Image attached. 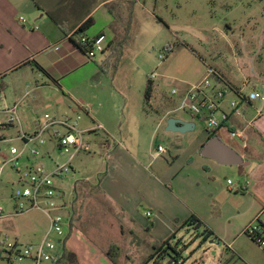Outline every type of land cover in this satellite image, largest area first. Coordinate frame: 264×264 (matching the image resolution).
Masks as SVG:
<instances>
[{
  "label": "crops",
  "instance_id": "crops-1",
  "mask_svg": "<svg viewBox=\"0 0 264 264\" xmlns=\"http://www.w3.org/2000/svg\"><path fill=\"white\" fill-rule=\"evenodd\" d=\"M137 1L0 0V77L3 88L6 86L4 80L8 74L18 72L15 75H20L14 78L13 88L5 94L3 105H16L20 122V119H27L23 104L30 99L33 131L41 125V115L46 116L45 110L53 111L60 117L80 115V120L84 117L86 123L83 128H80L82 130L91 129L93 123L103 127L102 131L90 132L84 136L85 146L75 157L81 155L80 158L84 160L85 156L97 152L104 160V168L93 176L74 182L70 205L64 200L66 195L63 186V180L69 173L58 181V186L63 193L65 205L63 209L64 211L70 209L65 217L70 219V224L77 229L76 234H78L68 236L64 242L63 257L58 264H150V262L147 263V259L154 252L143 256L140 260L136 256L143 244L152 250L155 245L166 241L171 245L172 240L174 242L181 231L190 234L192 228L202 226V221L211 219L214 215L224 218L229 225L234 219L247 216L246 224L236 232L237 236L233 240L234 244L238 240H246L245 243L244 241L240 243L242 248L227 246L226 250L231 252L230 262L224 263L223 252L216 264H255L261 258L259 252L263 253V251L245 236L243 231L248 224L256 220L264 226V113L253 119V108L256 105L246 109V116L242 119L229 108V101L233 99L232 94L228 93L221 104L220 110L226 112L229 119L225 126L217 130L215 136L243 158L244 165L237 166L235 172L244 176L243 185L246 189L242 190L240 186H237L231 191L228 186V192H234L233 197H227L220 202L221 209L208 215L198 210V199L194 194L191 195L192 206H190L180 197V194L174 192L172 187L168 188L167 184L174 181L180 171L187 167L197 170L201 165L202 169L209 170L207 164L194 161V157L197 154L202 157L201 150L210 139V132L200 133L189 147L176 149V152L170 155L171 162L162 157L170 153L163 144L164 152L162 153H158L157 149L150 152L148 149L143 151L142 146L138 144L140 136H132V142L127 148L122 138L118 140L111 135L108 110L104 108L99 89L100 74L95 76L96 72H93L99 66L95 63L96 67H92L90 62L86 61L82 55L85 53L78 44V38L105 35L108 45L100 59L111 55L119 44L123 45L127 41V32L131 27L134 5H137ZM86 23L88 25L83 32L77 33ZM173 28L175 31H184L176 28L194 29L202 35L203 39L189 34L201 42H207L205 31L209 29H195L188 24H176ZM249 41L251 42L249 47L254 49L257 43ZM247 44L244 43V49L248 46ZM229 46L236 60L241 59L242 56L246 58L249 53L238 49L237 45ZM258 48L262 52L264 43H259ZM247 59L251 66L249 72L238 70L237 74L227 73L215 62L212 69L216 73L217 87L235 89L248 83L244 90L250 91L264 85V62L260 59L256 66L255 59L249 57ZM85 68L88 71L86 77L79 75V72ZM22 69L29 71L21 75ZM205 70L206 68L202 69L200 76L188 82L190 83L188 85L200 82ZM90 76L93 77L91 78L93 82L92 85L88 83V86L92 89L79 88L83 79L88 82ZM76 88L79 89L73 92ZM187 89L182 86L178 92L179 96L183 95ZM59 91L64 93L68 100L62 98ZM159 95L157 93V96ZM51 102L56 104L52 105ZM59 103L65 108L62 109ZM172 112L174 111L157 112L156 130L162 125L167 127V121L170 119H177L190 126V130L183 133V136L196 132L197 124L194 120L198 118L184 112L186 117L172 118L170 117ZM24 127L27 126L24 125ZM21 128L23 129L22 126ZM230 131L242 133L244 135L242 139L247 141L249 146H240L238 142L232 141L235 139L230 136ZM155 133L156 131L152 130V145H155ZM93 136H100L104 142L94 141ZM158 145L161 143H156V148ZM236 148L243 150V154L247 156V162H245V156L243 157ZM206 160L217 164L210 159ZM155 162H158L157 167H154ZM74 174L72 173V176ZM209 190V199L221 195V192L218 190L217 193L213 185L209 186ZM244 197L249 198L247 209H244L245 206L240 203ZM141 208H143L142 211H140ZM147 213H151V216L147 217ZM185 221L188 223L184 225ZM47 229L46 223L38 241L42 239ZM205 230L215 235L212 230L208 228ZM202 235L192 234V248L197 246L198 249H202L203 244L199 243V240L206 244L210 239L203 241ZM113 246L118 247L119 251H110ZM246 246L249 247L246 248ZM109 251L114 256L115 262L107 256ZM162 252L156 254L155 259H159ZM183 264L205 263L203 258H194L193 255L188 262L183 259Z\"/></svg>",
  "mask_w": 264,
  "mask_h": 264
},
{
  "label": "rangeland",
  "instance_id": "rangeland-1",
  "mask_svg": "<svg viewBox=\"0 0 264 264\" xmlns=\"http://www.w3.org/2000/svg\"><path fill=\"white\" fill-rule=\"evenodd\" d=\"M134 6L131 27L129 31L127 30V41L123 43L121 49L114 56L108 55L101 60L98 55L95 59L89 60L85 54L82 55L86 61L90 62L92 67H96L95 63L99 66L93 72H96L95 76L100 74L98 78L100 82L99 89L104 108L108 110L111 135L118 138V140L122 138L127 148L132 142V136H140L138 137V144L142 146L143 151L148 149L149 152L156 149V143H161L170 151L162 157L171 162L170 155L174 154L176 149L189 147L200 133L206 134L208 126L206 120L198 118L194 120L197 124L196 132L187 134V136L168 132L165 125L156 130L158 120L156 109L160 105V98L165 97L174 100L176 96L171 95L172 90L179 92L182 86L189 89L191 85H188L190 84L188 82L197 79L202 69L214 68L215 62L231 74H237L238 70L249 72L251 66L248 57L255 59L254 64L256 66L260 59L264 62V50L260 52V48H258L259 43H264V0H138L137 5ZM157 19H161L164 24L158 22ZM176 24L192 25L195 29H209V31H205L207 42H201L188 32L173 30ZM249 40L257 43L254 49L249 47L251 44ZM244 43H248L245 49L243 48ZM169 45L172 47V51L165 52L164 48ZM229 45H237L238 49L249 52L247 57L242 56L239 60L234 59L232 48L230 50ZM159 55H163V60L159 59ZM25 71L29 70L22 69L20 74L22 75ZM17 73L8 74L5 78V94H8L13 88L14 78L20 76H16ZM87 73V68H85L79 72V75L86 77ZM152 73H155L157 77L152 81L153 105L150 106L144 100V91L148 84L147 78ZM89 78L88 82L83 79V83L79 85V88L92 89L88 86V83L92 85L93 80L91 78L93 77L90 76ZM96 79L95 77V82ZM79 88L73 89V92ZM248 90L246 91L249 92ZM157 93L160 95L157 96ZM59 94L62 98L68 100L67 96L63 95L64 93L59 91ZM51 104L55 105L56 103L51 102ZM58 105L62 109L65 108L61 103ZM23 106L27 119H20V126L23 127L22 131L31 134L34 131L32 130V104L30 99H27ZM174 109L175 107L171 110L174 111ZM44 112L46 116L41 115L42 122L47 116L60 117L53 111L45 110ZM170 117L183 118L186 115L181 111H174ZM216 118L218 119L220 116L216 115ZM84 119V117L81 118L79 129L84 127L86 123ZM24 125L27 127H24ZM18 129H20L19 126L10 130V134L15 136ZM152 130L156 131L154 135L155 145H152ZM99 133L102 134L103 132ZM105 137L108 136L105 135ZM93 138L94 141L104 142L100 136H93ZM234 139L232 141L238 142L240 146L248 145L247 141L243 139ZM44 140L45 144L42 146H38L37 143H32L29 146L32 151L37 150L39 152V157L33 159L32 163L34 165L42 164L47 171H51L54 163L62 164L65 162V158L58 152L53 141H50L47 136L44 137ZM109 141L113 142L114 140ZM13 145L18 151H21L22 146L19 142H14ZM237 151L243 157L245 156L241 148H238ZM46 154H49L50 159L46 157ZM80 156L75 157L72 161V169L63 180L66 195L64 200L68 205L72 203V186L74 182L93 176L104 168V160L99 153H91L85 156L84 160ZM26 157L27 154H24L23 158L20 159V169L25 166ZM246 157H244L245 162L248 161ZM194 161L207 164L209 170L202 169L201 165H197L200 167L197 170L187 167L181 170L178 177L167 186L168 188L172 187L174 192L180 194V197L190 206H192L191 195L194 194L198 199L197 208L203 214L207 213L208 215L219 211L221 209L219 207L220 202H223L227 197H233L234 194V192H230L231 194L228 192L229 185L227 181L229 180L233 184L243 183L244 176L235 172L237 166L215 164L202 158L199 154L194 157ZM157 163H154V167H157ZM72 173H75L74 176H72ZM15 179L16 175L7 169L0 172V205L4 209V218L0 222V230L3 235L5 234L8 237L9 242L16 240L21 245L32 244L40 239V232H42L46 223L48 224V219L44 214L36 211L22 215H9L11 213V205L8 201L10 188L6 187L5 183L8 181L14 182ZM197 184L199 185L197 186ZM212 185L217 189V193L218 190L221 192V195L209 199V186ZM240 203H243L244 209H247L246 205L249 203V198H242ZM142 210L143 208L140 209V211ZM68 211L70 209H65V211L61 209L59 214L65 217ZM246 217L243 218L242 216L234 219L229 225L224 218L221 219L214 215L213 218L202 221V226L192 228L190 234L181 231L179 237L174 242L172 240L173 243L171 242L172 250L168 249L166 254L163 252L162 256L157 259V263L169 264L171 258L175 257L188 262L191 256L194 255V258H203L205 264H216L223 252L225 261L230 262L231 252L227 251L226 247L242 248L240 243L242 241L245 243L246 240H238L235 244L233 240L237 236L236 232L240 231L246 224ZM206 228L212 230L215 235H212L206 244L199 240V243L203 244L202 249H198L197 246L192 248V234H203ZM70 234L78 235L75 229L70 231L66 228L65 241ZM243 237L247 239L245 236ZM210 241L213 242L210 243ZM152 252H155L154 249L146 248L143 244L136 256L140 260L143 256L145 257ZM259 255L262 259L260 258L255 264H264V254L260 251ZM0 264L4 263L0 262ZM150 264L154 263L150 261Z\"/></svg>",
  "mask_w": 264,
  "mask_h": 264
},
{
  "label": "built area",
  "instance_id": "built-area-1",
  "mask_svg": "<svg viewBox=\"0 0 264 264\" xmlns=\"http://www.w3.org/2000/svg\"><path fill=\"white\" fill-rule=\"evenodd\" d=\"M22 20V18H21ZM78 44L89 60L96 56H101L107 49V38L100 34L95 37L80 36ZM165 52H168L164 49ZM163 55L159 59L163 60ZM157 75L152 73L147 80L152 84ZM216 73L212 68H206L203 79L193 84L187 91L179 96L176 90H172L171 95L176 96V108L174 111H182L191 117L206 120L208 129H220L228 122V114L221 111V104L226 99L228 93L233 99L229 101L230 110L242 119L246 116V109L253 108V119L260 117L264 113V85L249 92L244 90L248 83H244L241 88L220 89L217 87ZM153 91V90H152ZM5 93L0 77V172L9 170L16 175L14 182L8 181L6 187L10 188L9 203L11 213L9 215H22L29 212H40L48 219V229L42 239L36 243L21 245L16 240L9 242L8 237L0 230V262L4 264H55L64 253L65 231L74 229L68 217H63L59 211L64 208L63 193L58 186L64 176L71 171L70 163L73 158L80 153L84 146V136L90 132L102 131V125L93 123L91 129H79L80 115L71 117L63 115L61 117H46L37 129L27 134L20 126L17 106H4ZM148 105H153L152 92L147 98ZM219 113L220 118H216ZM250 123V122H249ZM15 136L10 134V130L17 127ZM56 144L58 152L65 158L62 164H53L52 170L47 171L44 165H34L33 159L39 157V152L29 148L32 143L42 146L45 144L44 137ZM230 136L241 140L244 135L240 132L230 131ZM14 142H19L21 151L14 147ZM157 152H164L162 145L157 146ZM27 154L26 164L20 169V159ZM46 157L50 159L49 154ZM58 180V181H57ZM230 190L240 186L245 190L243 183L233 184L227 181ZM1 197V192H0ZM1 201V198H0ZM151 213H147V217ZM4 218V209L0 205V222ZM247 236L264 253V226L257 220L248 224L244 231ZM169 264H183L182 258L171 260Z\"/></svg>",
  "mask_w": 264,
  "mask_h": 264
},
{
  "label": "water",
  "instance_id": "water-1",
  "mask_svg": "<svg viewBox=\"0 0 264 264\" xmlns=\"http://www.w3.org/2000/svg\"><path fill=\"white\" fill-rule=\"evenodd\" d=\"M177 30H184L188 33H191L199 38H202V35L194 29H181L176 28ZM181 124V126H178ZM192 126V125H191ZM166 130L171 133H185L190 130L188 124H183L177 119H170L167 122ZM202 157L210 159L222 166H241L244 165L243 158L230 146L223 143L217 136L210 138L207 143L203 146L201 150ZM211 243L213 241H210Z\"/></svg>",
  "mask_w": 264,
  "mask_h": 264
},
{
  "label": "trees",
  "instance_id": "trees-1",
  "mask_svg": "<svg viewBox=\"0 0 264 264\" xmlns=\"http://www.w3.org/2000/svg\"><path fill=\"white\" fill-rule=\"evenodd\" d=\"M157 21L160 22V23H162V24H164V22H163L161 19H157ZM87 23H88V22H87ZM87 23H86L84 26H82V27L77 31V33H81V32H83L84 28L88 25ZM121 47H122V44H119V45L114 49V51H112V54H111L110 56H111V57L114 56V55L116 54V52H117L118 50L121 49ZM164 49L167 50L168 52H171V51H172V47H171L170 45H169V46H166ZM108 58H110V57H108ZM108 58H107V59H108ZM107 61H108V60H107ZM152 90H153V88H152V84H151L150 82H148V84H147V86H146V88H145V91H144V100H145V101H147V98L149 97V95H150V93L152 92ZM173 107L176 108V101H175V100H171V99H168V98L162 97V98H160V105L157 107L156 112L163 113V112H165V111L171 110ZM217 130H219V129H216V130H212V131H211V137H213V136L216 135ZM211 137H210V138H211ZM197 222H198V221H197ZM187 223H188V221H185L183 224L185 225V224H187ZM202 236H203V241H206V240H208V239L212 236V232H211V231H208V230H205V231L203 232V235H202ZM168 249H169V250H172V248H171V246H170V244H169L168 241H166V242H164L163 244H160V245H155V246H154V251H155V252H154L151 256L148 257V259H147V263L150 262V261H153L154 264H159V263H157L158 260L155 259L156 254H158L160 251H163L164 254H166ZM110 251H116V252H118L119 249H118V247L113 246V247L110 248ZM110 251L107 253V256L110 258V260H111L112 262H115V261H114V256L111 254ZM163 252H162V254H163ZM162 254L159 256V258L162 256ZM62 257H63V256H62ZM62 257H61V258H60L55 264H58L59 261L62 259ZM154 259H155V260H154ZM176 259H177V257H175V258H171V260H176ZM224 263H226V261H225Z\"/></svg>",
  "mask_w": 264,
  "mask_h": 264
}]
</instances>
